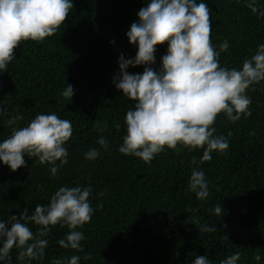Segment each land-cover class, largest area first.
I'll list each match as a JSON object with an SVG mask.
<instances>
[{
	"label": "trees",
	"instance_id": "1",
	"mask_svg": "<svg viewBox=\"0 0 264 264\" xmlns=\"http://www.w3.org/2000/svg\"><path fill=\"white\" fill-rule=\"evenodd\" d=\"M72 2L73 9L55 35L22 41L7 71L0 73V102L6 109L0 114V143L12 127H25L39 114L55 113L73 127L64 145L68 162L62 167L57 162L55 176L53 165L27 155L26 166L15 172L0 161V222L8 223L24 208L31 215L37 205L48 206L52 195L66 186H91L93 216L77 229L85 236L82 252L60 247L58 241L70 231L61 223L50 226L44 237L49 244L43 259L21 261L19 250L13 248L11 264H52L55 259L67 264L74 255L80 257L79 264H194L196 256L220 264L237 252V264H264V81L246 92L252 100L250 117L233 123L226 114L218 115L215 135L226 137L229 147L211 153L210 161L201 162L204 148L189 150L183 145H178L179 151L165 148L147 163L126 156L119 148L127 134L126 113L135 102L113 81L120 72V56L134 59L137 54L138 46L129 42L127 33L139 22L138 12L147 0ZM197 2L212 9L216 50L224 41L229 43L228 51L220 53V66L242 69L244 59L264 44V0H257L255 14L246 6L248 0ZM167 47H157L154 70L160 69ZM128 71L142 74L144 66ZM67 84L74 90L72 100L62 95ZM16 115L23 120L8 126L7 120ZM97 121L104 131L96 128ZM100 136L108 142L107 150L97 143ZM93 148L99 156L89 161L85 153ZM194 168L204 172L209 184L206 200L189 190ZM218 204L221 216L215 214ZM203 226L217 230L201 233ZM29 227L34 235L40 228L34 223ZM87 254L91 260L84 259Z\"/></svg>",
	"mask_w": 264,
	"mask_h": 264
},
{
	"label": "clouds",
	"instance_id": "2",
	"mask_svg": "<svg viewBox=\"0 0 264 264\" xmlns=\"http://www.w3.org/2000/svg\"><path fill=\"white\" fill-rule=\"evenodd\" d=\"M255 14L259 11L257 0H248L246 5ZM74 5L72 0H0V73L15 57V50L22 41H43L57 33L66 22ZM264 16V11L260 12ZM139 22L132 23L127 33L129 42L138 46L134 59L119 60V74L114 77L116 88L135 102L126 113L127 134L119 151L126 156L150 162L165 148L179 151L178 145L189 150L204 148L202 161H210L211 153H223L229 147L226 137L215 135L213 125L219 114L224 113L235 123L242 117L252 115V103L246 94L254 84L264 81V44L251 58H245L242 69L221 67L219 56L227 52L229 43L212 44V9L207 3L197 0H147L146 7L138 12ZM167 45V54L160 69L154 70L156 49ZM144 66L142 74H130L129 67ZM66 99L72 100L73 87L67 84L62 91ZM6 112L0 102V114ZM23 116L16 115L7 120L12 127ZM105 122V128H106ZM118 129L120 125L116 126ZM96 128L100 131V123ZM73 134L72 123L55 113L39 114L25 127H12V133L0 143V161L15 172L26 166L24 156L37 158L40 164L53 165V176L60 166L67 164L68 151L64 145ZM231 132L228 133L230 137ZM255 135V133H251ZM97 143L107 150L108 142L100 136ZM98 149H90L85 159L95 160ZM196 163L195 158L192 161ZM189 190L197 199L209 197V184L203 171L193 169ZM92 188L61 187L51 197L48 206L37 205L29 215L27 208L19 216L13 215L8 223L0 222V261L11 264L10 252L19 250L18 259L23 261L43 259L49 241L50 226L66 225L70 231L58 244L64 249L82 252L85 239L79 227L89 223L93 208L89 202ZM103 195V193H101ZM98 207H103L99 204ZM222 206L215 207L221 216ZM30 223L40 226L34 235ZM197 223H199L197 221ZM215 227L203 226L201 233L215 232ZM91 260V254L84 256ZM256 261L261 257L256 255ZM241 253L229 255L220 264H237ZM80 257L72 256L67 264H79ZM52 264H64L55 259ZM194 264H211L207 256H196Z\"/></svg>",
	"mask_w": 264,
	"mask_h": 264
}]
</instances>
